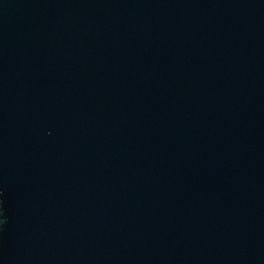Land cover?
<instances>
[{
    "label": "water",
    "instance_id": "1",
    "mask_svg": "<svg viewBox=\"0 0 264 264\" xmlns=\"http://www.w3.org/2000/svg\"><path fill=\"white\" fill-rule=\"evenodd\" d=\"M0 264H264V0H0Z\"/></svg>",
    "mask_w": 264,
    "mask_h": 264
}]
</instances>
